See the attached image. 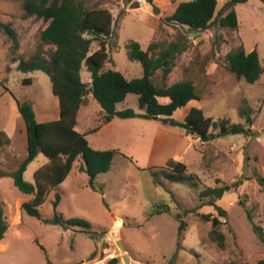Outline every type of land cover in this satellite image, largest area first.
<instances>
[{
	"label": "rangeland",
	"instance_id": "374dc122",
	"mask_svg": "<svg viewBox=\"0 0 264 264\" xmlns=\"http://www.w3.org/2000/svg\"><path fill=\"white\" fill-rule=\"evenodd\" d=\"M134 1L137 8H131ZM180 1L189 0H91V4L110 9L114 18L112 34L105 38L108 60L103 69L117 70L127 78L141 76V64L125 54L127 41L136 40L146 49L152 41L175 40L179 29L160 19ZM226 1L217 0L216 19L225 12ZM234 8L237 30L221 27L217 21L204 31L183 29L187 49L175 57L166 84L190 78L201 91L199 100H190L174 112V120L182 121L191 108H200L214 120L225 118L244 124L240 109L247 107L256 134L200 142L178 125L155 117L137 115L103 123L100 104L87 94L75 129L85 134L93 148H115L120 153L114 155L106 172L95 177L94 188L80 170L82 158L78 156L64 181L49 191L37 218L21 209L20 200L30 199L31 194L21 192L9 174L26 155V127L16 100L31 103L36 120L47 122L59 116L58 99L45 72L22 73L10 59L34 55L40 44L39 31L46 23L34 16L24 18L20 0H0V22L12 26L19 42L12 54L11 40L0 28V80L4 81L0 86V131L8 139L0 149V172L5 173L0 175V197L8 222L0 242V264H45L47 260L53 264H125L122 254L129 257V264H258L264 260V184L258 180L264 178V70L260 79L250 84L238 79L226 60V54L242 44L246 52L257 51L264 69V4L247 0ZM135 11H144L150 24L137 18ZM99 46L98 41L92 42L89 53ZM26 77L31 78L30 84H23ZM80 78L83 82L91 80L84 63ZM124 105L138 114L144 112L136 94H129L117 107ZM169 158L186 164L195 186L189 180L168 182L160 172L164 184L153 182L151 168L159 170ZM46 162L47 157L39 152L27 164L23 179L33 183L34 171ZM238 178L242 185L225 192L216 202L227 213L220 218L219 229L225 235L221 248L208 238L211 222L200 217L202 213L216 216V211L209 205L199 206V192ZM55 193L60 195L57 210L62 216L86 220L88 232L50 222ZM160 202L169 212L155 213ZM195 207V212H189ZM176 213L185 222L179 237ZM118 239L125 251L116 245Z\"/></svg>",
	"mask_w": 264,
	"mask_h": 264
},
{
	"label": "trees",
	"instance_id": "16d2710c",
	"mask_svg": "<svg viewBox=\"0 0 264 264\" xmlns=\"http://www.w3.org/2000/svg\"><path fill=\"white\" fill-rule=\"evenodd\" d=\"M151 2V0H146ZM247 0H227L224 10L216 19L217 0H189L177 2L170 14L160 20L171 27L179 29L176 39L165 43L152 41L146 49L133 39L127 41L125 54L129 60L137 61L142 66V75L127 78L114 69H103L108 60L105 38L112 34L113 14L107 7L91 4V0H20L24 11V18L34 16L46 25L39 31L40 44L36 53L28 58L21 55L12 57L16 69L22 73L43 71L50 79L53 95L58 99L59 116L55 120L38 122L31 103L16 100L17 110L26 127V155L18 162L16 168L10 172L14 185L24 194H31V198L21 203V209L28 215L39 218V207L45 201L49 191L64 181L70 172L74 161L81 156L80 170L88 177V185L94 188L95 177L106 172L111 165L114 155L120 153L115 148L96 149L90 146L84 133L75 129L77 113L85 95L90 94L103 110L102 121L108 123L114 118L155 117L164 119L171 124L178 125L187 135L197 137L200 142H208L215 138L228 135H255L252 129L253 117L247 107L240 109L245 123H231L228 119L214 120L203 114L200 108H191L182 121H176L172 115L176 110L186 105L190 100H199L201 91L190 78L166 84L168 74L174 66L175 57L187 49L188 39L183 29L189 31L207 30L215 21L221 27L230 30L238 29V19L234 6ZM264 4V0H260ZM131 8H137V1L132 2ZM135 16L150 24V17L144 11H135ZM11 40V53L14 54L19 46L14 29L9 23L0 22ZM98 41L99 48L89 53L92 42ZM47 46V48H44ZM45 54V56H44ZM229 68L238 79L253 84L262 73L259 55L254 49L246 52L243 45L231 49L226 54ZM82 63L90 72L91 80L83 82L80 78ZM159 71V78L156 72ZM31 78L23 79V84H30ZM4 81L0 80L3 87ZM129 94H136L139 106L144 112L138 114L129 106L117 107ZM160 98H167L161 102ZM8 144L4 133L0 131V149ZM41 152L48 162L40 166L33 173V183L23 179L27 164ZM121 155H124L121 152ZM152 180L156 185H163L158 176L161 173L168 182L187 181L192 186L196 183L187 175V166L182 161L167 159L159 170L151 168ZM5 174L0 172V175ZM264 184V178H259ZM243 181L235 179L219 187H206L199 192V206L209 205L216 211L202 213L200 217L211 222L208 238L221 248L225 246V235L219 229L220 218L226 216V210L216 202L223 194L235 190ZM204 200V201H203ZM60 201L59 193H55L54 213L50 219L52 224L61 228H80L89 230V223L81 218H64L57 210ZM203 201V202H202ZM155 213L169 212L163 202L157 203ZM196 207L189 210L195 212ZM247 217L251 214L246 209ZM178 221V237L185 228V222L180 213L174 214ZM261 230L260 227H256ZM8 229V222L3 211V201L0 197V242ZM93 255L90 256V259ZM45 264H53L47 260ZM264 264V260L258 261Z\"/></svg>",
	"mask_w": 264,
	"mask_h": 264
},
{
	"label": "water",
	"instance_id": "95a60500",
	"mask_svg": "<svg viewBox=\"0 0 264 264\" xmlns=\"http://www.w3.org/2000/svg\"><path fill=\"white\" fill-rule=\"evenodd\" d=\"M155 118H156V116H155ZM116 245L119 247V249H121L122 251H125V246H124L122 240L118 239L116 241ZM122 259H123L125 264H129V257L127 255L122 254Z\"/></svg>",
	"mask_w": 264,
	"mask_h": 264
},
{
	"label": "crops",
	"instance_id": "0c3cea01",
	"mask_svg": "<svg viewBox=\"0 0 264 264\" xmlns=\"http://www.w3.org/2000/svg\"><path fill=\"white\" fill-rule=\"evenodd\" d=\"M111 122V121H110ZM109 123V122H108ZM27 200H29V199H27ZM27 200H20V201H22V202H24V201H27Z\"/></svg>",
	"mask_w": 264,
	"mask_h": 264
}]
</instances>
